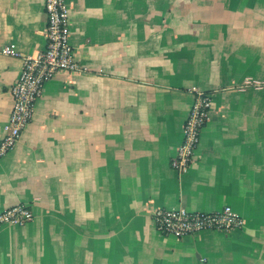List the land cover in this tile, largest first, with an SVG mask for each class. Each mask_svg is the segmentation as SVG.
I'll return each mask as SVG.
<instances>
[{
	"label": "crops",
	"instance_id": "0c3cea01",
	"mask_svg": "<svg viewBox=\"0 0 264 264\" xmlns=\"http://www.w3.org/2000/svg\"><path fill=\"white\" fill-rule=\"evenodd\" d=\"M259 1V0H258ZM227 0H68L82 66L59 73L0 159V264H264V14ZM45 0H0V142L25 58L46 48ZM14 44L19 56L1 50ZM196 92L210 121L188 173L171 168ZM230 206L242 229L181 240L158 208Z\"/></svg>",
	"mask_w": 264,
	"mask_h": 264
},
{
	"label": "built area",
	"instance_id": "2783aa9c",
	"mask_svg": "<svg viewBox=\"0 0 264 264\" xmlns=\"http://www.w3.org/2000/svg\"><path fill=\"white\" fill-rule=\"evenodd\" d=\"M47 26L46 48L35 56L25 58L16 83L11 88L12 111L0 142V159L6 157L19 143L24 131L32 123L36 105L46 85L59 73H79L82 66L76 59L70 43V8L68 0H45ZM6 56H19L14 44L1 50ZM213 109L212 95L196 92L194 102L183 126V139L171 160V168L184 175L197 159L202 132L210 121ZM32 209L25 204L12 206L0 212V228L24 227L33 222ZM157 231L181 240L203 232H230L244 227V219L230 206L212 213L194 212L184 207L158 208L152 213Z\"/></svg>",
	"mask_w": 264,
	"mask_h": 264
},
{
	"label": "rangeland",
	"instance_id": "374dc122",
	"mask_svg": "<svg viewBox=\"0 0 264 264\" xmlns=\"http://www.w3.org/2000/svg\"><path fill=\"white\" fill-rule=\"evenodd\" d=\"M226 14H264V0H227Z\"/></svg>",
	"mask_w": 264,
	"mask_h": 264
}]
</instances>
